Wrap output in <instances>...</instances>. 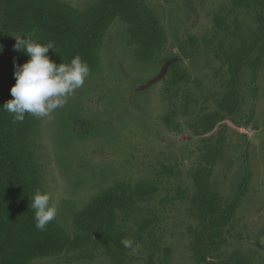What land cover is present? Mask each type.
<instances>
[{"label":"rangeland","instance_id":"374dc122","mask_svg":"<svg viewBox=\"0 0 264 264\" xmlns=\"http://www.w3.org/2000/svg\"><path fill=\"white\" fill-rule=\"evenodd\" d=\"M60 1L83 9L93 0ZM232 1L143 0L166 33L164 51L151 63L137 62L124 23L113 21L99 50L98 71L90 73L62 108L37 117L32 140L41 187L57 205L55 220L67 233L71 212L83 209L115 182L132 187L155 182L158 191L139 202L125 223L134 229L133 218L151 219L154 244L144 237L141 252L128 263L145 264L152 252L153 264H195L188 229H194L196 221L185 195L195 192L194 173L215 159L208 183L223 202L233 200L246 173L248 179L220 258L264 264V59L254 81L248 68L242 72L241 102L231 117L204 135H196L191 127L216 110L224 96V55L237 45L235 32L256 29L254 10H234ZM216 16H223L227 30L216 26ZM12 39L0 29V45ZM173 56L189 75L188 83L170 87L166 69L157 82L138 90L171 64ZM33 264L111 263L95 248L88 258L70 252Z\"/></svg>","mask_w":264,"mask_h":264},{"label":"trees","instance_id":"16d2710c","mask_svg":"<svg viewBox=\"0 0 264 264\" xmlns=\"http://www.w3.org/2000/svg\"><path fill=\"white\" fill-rule=\"evenodd\" d=\"M232 6L234 10H254L256 29L235 32L237 45L224 55L228 74L226 91L216 110L203 114L191 126L196 135L211 132L217 123L232 116L241 102L242 72L248 68L254 81L264 59V0H233ZM115 20L124 23L127 42L137 62L151 63L164 51L166 33L143 0H93L83 9L60 0H0V29L13 37L0 45L3 49L0 51V106L12 99L10 88L15 83V66L29 59L14 49L15 37L30 36L41 44L53 41L55 47L47 53L51 60L57 64L69 63L79 55L88 63L90 73H94L100 67L99 50L105 32ZM215 24L220 30H227L223 16H216ZM188 39L193 45L192 39ZM181 51L185 53L184 48ZM169 63V86L188 83L190 77L179 68L178 56H173ZM170 122L169 118L165 120L168 128L172 127ZM37 124V117L28 114L23 122L14 123L12 114L0 108V264H33L38 259L70 252L88 258V252L95 248H101L111 264H129L141 252L144 237L154 244L151 219L133 218L134 229H127L125 223L139 202L158 191L155 182H142L134 187L115 182L83 209L71 212L70 234L55 219L45 230L36 229L31 197L37 189L43 192L32 140ZM173 127L177 128L175 124ZM214 152L217 157L219 148ZM214 160L208 159L207 165L194 173L195 192L185 195L196 221V227L188 229V249L195 264H246L222 260L220 253L226 241L224 236L245 194L247 173L233 200L223 202L208 183ZM179 195L184 197L180 191ZM125 238L138 245L136 251L123 246L121 241ZM164 251L168 255L169 250ZM153 255L151 252L144 263L153 264Z\"/></svg>","mask_w":264,"mask_h":264},{"label":"clouds","instance_id":"9594fccd","mask_svg":"<svg viewBox=\"0 0 264 264\" xmlns=\"http://www.w3.org/2000/svg\"><path fill=\"white\" fill-rule=\"evenodd\" d=\"M15 40L14 49L22 51L29 59L15 66V83L10 88L12 99L0 108L12 114L14 123L23 122L26 114L33 117L49 116L54 110L62 108L67 98L84 85L90 75V67L79 55L74 56L69 63L57 64L51 60L47 53L54 49L53 41L41 44L25 35L15 37ZM0 51H3L2 47ZM50 200V194L39 189L31 197L37 230H45L57 216V205ZM121 243L132 251L138 248L129 238L122 239Z\"/></svg>","mask_w":264,"mask_h":264},{"label":"water","instance_id":"95a60500","mask_svg":"<svg viewBox=\"0 0 264 264\" xmlns=\"http://www.w3.org/2000/svg\"><path fill=\"white\" fill-rule=\"evenodd\" d=\"M166 69H167V66L165 65V67L161 70V72L156 77H154L153 79L149 80L148 82H146L145 84H143L142 86H140L138 88V90L146 89L150 85H152L153 83L157 82L162 76H164V73H165Z\"/></svg>","mask_w":264,"mask_h":264},{"label":"flooded vegetation","instance_id":"af4514ba","mask_svg":"<svg viewBox=\"0 0 264 264\" xmlns=\"http://www.w3.org/2000/svg\"><path fill=\"white\" fill-rule=\"evenodd\" d=\"M155 77H156V76H155ZM152 79H153V78H152ZM150 80H151V79H150ZM148 81H149V80H148ZM148 81H147V82H148Z\"/></svg>","mask_w":264,"mask_h":264}]
</instances>
